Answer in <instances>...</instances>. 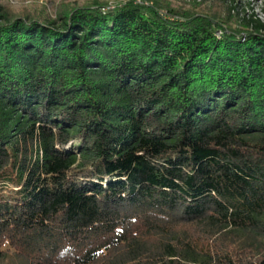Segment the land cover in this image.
Instances as JSON below:
<instances>
[{"label":"trees","instance_id":"1","mask_svg":"<svg viewBox=\"0 0 264 264\" xmlns=\"http://www.w3.org/2000/svg\"><path fill=\"white\" fill-rule=\"evenodd\" d=\"M140 2L0 5V264H264V23Z\"/></svg>","mask_w":264,"mask_h":264},{"label":"rangeland","instance_id":"2","mask_svg":"<svg viewBox=\"0 0 264 264\" xmlns=\"http://www.w3.org/2000/svg\"><path fill=\"white\" fill-rule=\"evenodd\" d=\"M87 0H0V5L7 7L16 15L22 12H43L54 17L60 10L63 12L66 8H70L78 3ZM109 9H113L116 4L126 0H107ZM180 0H171L172 5H177ZM238 11H244L246 17H253L264 23V0H234ZM137 3H141L137 0ZM214 4H216L214 2Z\"/></svg>","mask_w":264,"mask_h":264}]
</instances>
